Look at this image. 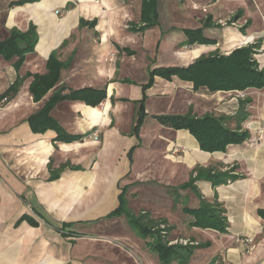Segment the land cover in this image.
I'll return each mask as SVG.
<instances>
[{
    "label": "crops",
    "instance_id": "1",
    "mask_svg": "<svg viewBox=\"0 0 264 264\" xmlns=\"http://www.w3.org/2000/svg\"><path fill=\"white\" fill-rule=\"evenodd\" d=\"M17 1L3 0L0 34L26 32L34 24L38 43L19 70L17 59L0 57L5 91L18 77L45 75L50 54L58 51L72 66L62 71L56 89L105 87L107 98L96 108L64 102L54 110L70 134L84 137L70 144L56 142L55 131H32L29 118L54 93L35 103L33 78L25 79L13 100L0 104V264H142L134 244L120 234L126 217H110L124 189L128 210L144 216L163 243L192 249L186 262L172 264H264V89L211 93L177 76H156L144 88L152 71L188 68L202 56H228L246 47H259L255 59L264 70V0H176L189 25L165 27L160 13L147 27L144 0H40L11 7ZM199 29L212 44H188L186 31ZM190 111L200 118H225L226 127L249 138L210 153L188 130L160 121ZM51 161L53 170L70 165L53 182ZM207 168L238 178L217 186L201 179L184 188L198 169ZM147 188L160 192V199L140 201L138 191ZM202 200L224 210V232L193 225L196 218L188 210H199ZM177 208L181 217L174 214ZM155 239H144L146 264H161L152 248ZM245 239L253 240L252 251ZM181 240L191 244L175 243Z\"/></svg>",
    "mask_w": 264,
    "mask_h": 264
},
{
    "label": "trees",
    "instance_id": "2",
    "mask_svg": "<svg viewBox=\"0 0 264 264\" xmlns=\"http://www.w3.org/2000/svg\"><path fill=\"white\" fill-rule=\"evenodd\" d=\"M40 0H19L11 3V7L24 6L26 4L36 3ZM159 18L158 0H144L142 9V20L147 27L155 25ZM85 23L81 21V26ZM94 26V24H92ZM188 44H212V41L203 36L202 29L187 30ZM38 43V33L34 24H31L26 32L17 29L10 31L7 39L0 41V57L10 62L17 59L15 66L19 70L25 62L26 56L35 51ZM259 47H246L237 49L228 56L218 53L208 56H202L188 68L178 69H160L152 71L150 81L144 87L145 89L153 84L154 77H162L171 80L177 76L182 81L193 84L195 90L207 89L211 93L219 91H245L249 88L264 89V70L259 68L255 59ZM72 66V59L63 62L58 51H53L47 61L45 75L28 74L26 78H33L30 86V94L35 103H40L50 93L54 92L50 99L45 103L42 110L31 116L28 120L32 131L35 134H45L52 130L57 134L56 142L73 143L82 140L81 135L70 134L53 116L54 110L64 102H80L86 106L96 108L100 106L107 98L106 88H84L81 90H70L67 93L65 87L56 89L61 82L63 70ZM26 78L18 77L9 89L0 96V104L13 100L20 91ZM138 125L135 132L138 133L144 118L143 105L139 109ZM162 124L175 130H188L198 141L200 149L205 152H225L229 145H238L248 140L247 133L239 130H233L225 126V118L206 115L204 117L195 116L190 111L185 116L161 117ZM70 168L68 164H62L59 169H52V161L49 164V181L53 182L60 178L62 172ZM198 174L194 179L184 186V188H193L197 180H208L214 186L226 184L229 181L236 180L237 176L221 174L214 169H198ZM127 191L124 189L121 196L120 207L113 212L110 217L126 216L128 223L142 238L154 236L155 242L152 245L153 251L159 256L161 264H172L187 261L192 254L191 248L168 247L158 233L152 231V224L144 221V216H135L128 210L126 202ZM192 213L196 221L194 226L203 229H213L224 232L227 229V218L224 216V210L219 205H211L202 200V206L199 210H188ZM152 223H154L152 221ZM151 226V227H150ZM67 227V226H66Z\"/></svg>",
    "mask_w": 264,
    "mask_h": 264
},
{
    "label": "rangeland",
    "instance_id": "3",
    "mask_svg": "<svg viewBox=\"0 0 264 264\" xmlns=\"http://www.w3.org/2000/svg\"><path fill=\"white\" fill-rule=\"evenodd\" d=\"M179 2V0H177ZM177 2V10H176V6H175V3H176V0H161L160 3H159V6L161 7L160 8V26L161 27H165V26H168V25H176V26H188L189 23L185 22V17L183 14H188V13H183L182 12V7L181 5H179V3ZM3 4V0H0V7L1 5ZM10 8V7H8ZM195 8L193 10H190V11H193L191 14H194L196 13L195 12ZM159 9V8H158ZM197 11V10H196ZM55 14V13H54ZM55 16V15H54ZM59 16H62V13L60 12ZM61 19V17H60ZM4 15H0V29L2 28V26L4 27L5 24H4ZM9 37V35H8ZM6 33H2L0 34V41H3V39H7L8 38ZM115 54V53H114ZM112 55L110 56V59L109 60L110 62L114 59H115V55ZM70 55V52H67V54H65V58H67L68 56ZM7 83L6 81H2L0 82V96L5 93V89L7 88L6 87ZM169 194V193H168ZM154 195H156L155 197H153ZM159 195H160V192L158 193V191H153L152 189H142V190H139L138 191V196H139V200L141 201H147V200H150V201H153V199H160L159 198ZM170 195V194H169ZM127 197V195H126ZM128 198V197H127ZM138 200V201H139ZM168 201H171V200H168ZM170 204L172 203H168L167 202V205L169 206ZM188 206L190 207L191 206V203L188 202ZM168 210H173L171 209V207H169ZM143 211V210H142ZM141 212V211H140ZM174 214H176V216H180L181 217V213H180V209L177 208V211L175 210L174 211ZM126 217V216H125ZM127 218L126 220H122L121 223L118 225L119 227H123L125 229V231L121 230L120 231V234L124 235V239L126 241V243H131V244H134L133 245V252L135 254V258L137 259H141V263L142 264H146V259L144 258V255H143V251H146L148 246H147V241L142 239V238H139L137 236V234L133 233L130 229H129V226H128V223H127ZM117 227V226H116ZM124 232V233H122ZM129 238V239H128ZM179 244H181V242L179 241L178 242ZM158 255H156L155 257L157 258ZM159 258V256H158Z\"/></svg>",
    "mask_w": 264,
    "mask_h": 264
},
{
    "label": "built area",
    "instance_id": "4",
    "mask_svg": "<svg viewBox=\"0 0 264 264\" xmlns=\"http://www.w3.org/2000/svg\"><path fill=\"white\" fill-rule=\"evenodd\" d=\"M204 11H206V10L204 9ZM178 151L179 150H175L174 152L176 153ZM178 242L179 241H176L175 243H178ZM180 242H181V244H184V245L191 244L190 241H183V240H181ZM244 243L250 245V251H252L254 249V245H253V240L252 239H245L244 240Z\"/></svg>",
    "mask_w": 264,
    "mask_h": 264
}]
</instances>
